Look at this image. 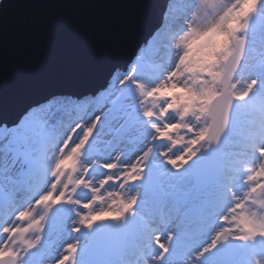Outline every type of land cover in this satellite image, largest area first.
Here are the masks:
<instances>
[{
	"label": "snow or ice",
	"instance_id": "1",
	"mask_svg": "<svg viewBox=\"0 0 264 264\" xmlns=\"http://www.w3.org/2000/svg\"><path fill=\"white\" fill-rule=\"evenodd\" d=\"M195 4L196 0H170L163 25L153 29L128 70L114 68L85 103L79 96L72 100L53 94L30 105L11 125L0 118V264H27L26 258L45 244V236L53 249L45 264H78V258L79 264H152L157 258L159 264H232L224 257L240 249L255 257L258 246H264V215L248 211L249 204L264 196V163H259L264 162V61L247 63V34L239 39V33H233L237 54L216 83L191 89L205 97L197 106L201 127L192 129L180 108H170V97L159 100V111L152 116L136 101L137 93L160 95L159 86L150 87L155 81L178 83L183 65L178 56L173 58L169 41L179 36L182 44L195 30L191 24L184 26ZM244 21L246 32L264 36V0H258ZM162 52H167L166 63ZM244 71L249 79L239 88ZM242 110L258 113L259 121L245 136L230 141ZM90 121L95 123L88 128ZM173 124L193 134L190 150L172 156L160 152V164L148 166L153 147L162 146L157 141L171 134ZM226 142L231 147L227 159ZM202 143L209 148L202 150ZM78 144L89 164L98 161L79 182L92 192L83 202L69 200L68 193L52 187L55 176L49 163V153H67ZM117 152L126 153L128 175L122 180L139 183L142 189L125 202L123 224L92 215L99 193L88 182L103 169L101 183L105 188L113 183L116 169L125 163L114 159ZM248 161L258 166L248 167ZM241 166L249 177L243 198L225 183L235 179ZM73 202L80 209L78 223L66 209ZM142 205L150 206L151 220L137 218ZM36 208H45L46 214L37 217ZM233 217L238 222L235 229L228 226ZM98 224L106 227L95 231ZM33 228L41 233L39 240L27 239ZM85 230L82 243L79 237ZM65 234L73 239L65 240ZM21 241L25 247L18 252ZM254 264L261 261L254 259Z\"/></svg>",
	"mask_w": 264,
	"mask_h": 264
},
{
	"label": "water",
	"instance_id": "2",
	"mask_svg": "<svg viewBox=\"0 0 264 264\" xmlns=\"http://www.w3.org/2000/svg\"><path fill=\"white\" fill-rule=\"evenodd\" d=\"M169 2L0 0V118L11 125L30 105L53 94L92 96L114 68L128 70L139 47L163 25ZM236 54L234 40L225 71ZM146 163L154 164L153 153ZM117 220L124 223L120 216L108 221ZM240 251L224 259H235Z\"/></svg>",
	"mask_w": 264,
	"mask_h": 264
},
{
	"label": "rangeland",
	"instance_id": "3",
	"mask_svg": "<svg viewBox=\"0 0 264 264\" xmlns=\"http://www.w3.org/2000/svg\"><path fill=\"white\" fill-rule=\"evenodd\" d=\"M238 2L240 3V7L237 8L235 5ZM257 2L258 0H196L192 13L184 23L186 27L191 24L195 30L185 36L182 44L179 36L169 41L173 58L178 56L183 65V71H180L177 76L178 83L166 84L162 80L155 81L150 87L156 88L159 86L161 88L159 96L152 93L141 96L137 93L136 101L141 110L146 112L148 116H152L155 111H159V100L170 97L172 101L169 104L170 108L173 106L180 108L186 114L188 125L192 129L201 127L203 121L198 115L199 110L197 106L205 103V97H197L191 89L211 87L217 82L218 77L224 72L225 60L234 49V40H232L233 33L238 32L240 39H243L244 35L247 34L249 44L245 57L249 65L259 64L261 61H264V36L257 33L253 37L250 30L246 32L243 29L244 17L256 6ZM177 3H183V0H177ZM230 41L231 44L229 43ZM167 59V52H162L161 60L166 63ZM204 77H207V80ZM248 79L249 73L248 71H244L238 87L243 88L244 83ZM116 87L119 88L120 85L117 84ZM67 98L72 100L76 99V97ZM90 99L91 96L82 98L80 103H85ZM189 113L190 115H188ZM64 118L68 119V116ZM259 118L258 113L242 110L240 123L235 130V135L230 141L245 136L249 129L258 123ZM177 119H179V113H177ZM81 123L83 122L81 121ZM94 123L95 121H90L87 127L91 128ZM173 129H175L174 132L172 131ZM169 131L171 134L167 135L166 139L157 141L162 146L158 148L153 147L152 149L153 162L155 164H160V161L164 159V157L159 156L160 152H166L169 156H172L173 153H179L181 150L188 151L192 146L190 141L193 138V134L191 132L186 129H181L174 124L170 125ZM81 146L82 144H78L67 153L63 150L58 153H49V163L51 166V174L55 176V182L52 187L55 188L58 186L62 192L68 193L69 200H80L83 202L85 199L92 197V192L82 186H80V190L76 194H73V190L79 187L80 180H83L88 170L93 165L98 164V161H93L92 164H89L87 157L80 150ZM200 147L202 150H207L208 144L202 143ZM224 151L226 153L225 159H227V153L231 151L229 143L226 145ZM115 158H119L125 161V163L116 169L114 174L115 179L109 187L105 188L101 183L105 179L101 175L103 169H98L96 176H89L88 178L89 184L94 186L95 191L99 193L91 209L92 215L94 217L101 216L106 220L124 212L125 202L142 191L139 183H128L127 180H122L123 177L128 175L126 153L117 152L114 154ZM244 159L247 160V158ZM246 166L255 167L258 165L257 162L248 161ZM243 168L244 166H241L240 172L235 174L234 180H225V183L230 184L242 198L244 197V193L248 191L246 181L249 178L247 173L243 171ZM66 209L68 214L73 218V221L78 223L79 217L77 213L80 211L78 205L73 202L67 204ZM33 211L39 217L45 215L47 210L45 208H36ZM137 211L139 216H145L148 220L152 219L150 206L142 205ZM248 211L249 213L264 215V196H261L256 203L249 204ZM101 226L98 224L95 231ZM228 226L234 229L238 227V222L235 221V217L232 218V222ZM87 235L88 232L85 230L82 233V237H79L82 243L87 238ZM40 236L41 233L33 228L28 234L27 239L39 240ZM64 239L71 240L73 237L65 234ZM44 243L37 250H34L35 255H30L26 258L27 264H45L51 257L53 249L47 246V244L51 243L50 238L45 236ZM16 247L19 252L25 245L21 241ZM254 259H259L261 264H264V246H258L255 257L246 250L241 249L240 255L236 259L231 260V262L232 264H243V262L254 264ZM152 264H159L158 258Z\"/></svg>",
	"mask_w": 264,
	"mask_h": 264
},
{
	"label": "bare ground",
	"instance_id": "4",
	"mask_svg": "<svg viewBox=\"0 0 264 264\" xmlns=\"http://www.w3.org/2000/svg\"><path fill=\"white\" fill-rule=\"evenodd\" d=\"M186 27V26H185Z\"/></svg>",
	"mask_w": 264,
	"mask_h": 264
}]
</instances>
